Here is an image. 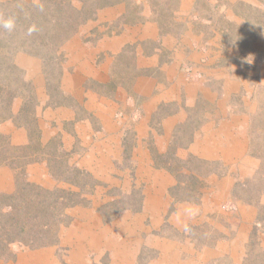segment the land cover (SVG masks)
I'll return each mask as SVG.
<instances>
[{
	"label": "rangeland",
	"instance_id": "rangeland-1",
	"mask_svg": "<svg viewBox=\"0 0 264 264\" xmlns=\"http://www.w3.org/2000/svg\"><path fill=\"white\" fill-rule=\"evenodd\" d=\"M222 3L0 0V18H16L13 31L0 28V259L27 246L5 241L15 219L33 233L49 218L50 245L98 216L120 229L125 212L154 217L169 195L216 200L206 178L222 172L219 159L202 155L219 148L207 135L231 119L247 154L233 165L234 196L258 218L242 233L236 219L222 224L244 233L242 264H264V0L229 12ZM162 95L173 100L157 106ZM220 227L200 223L193 237L227 238ZM144 253L138 264L154 258Z\"/></svg>",
	"mask_w": 264,
	"mask_h": 264
},
{
	"label": "crops",
	"instance_id": "crops-1",
	"mask_svg": "<svg viewBox=\"0 0 264 264\" xmlns=\"http://www.w3.org/2000/svg\"><path fill=\"white\" fill-rule=\"evenodd\" d=\"M258 2L259 0H223L221 10L225 12L235 11L239 3L256 7L259 4ZM237 17L239 16L237 15ZM163 95L159 101L157 97V106L163 102ZM164 100L169 102L173 99ZM158 108L156 107L153 111H157ZM153 111L152 113H154ZM220 128L219 133L213 131L207 135L210 144H214L219 148L208 150L202 155L212 162V159H219L218 165L221 166L222 172L218 170V172L208 173L206 178L207 186L212 185L210 189L216 188L219 192L216 200L205 201L201 199L199 203L195 199L180 198L172 194L173 196L169 195L167 197L164 210L158 209V205L154 207L151 211L155 214L154 217H149L150 214L143 211L135 214L125 212L122 216L127 218L128 227H122L123 230L116 227L115 221L113 223H102V218L98 216V218H94L98 220L96 227H94L95 224L89 226L84 222V225L75 226L74 224L65 231L59 243L40 247L21 246L13 252V257L10 260L0 259V264H102L105 257L108 264H138V260L146 255L144 253L146 248L151 249L154 254L153 259H151V256L147 257L150 259L146 260L149 261L148 264H242L241 257L245 253L242 240L245 235L244 233L243 235L231 233L230 231L234 230H230V226L224 228L223 222L226 219H236L241 222L240 226L232 225L231 227L242 233L248 228L246 223H253L258 218V213L252 206H250V209L249 205H244L241 200L234 196V189L237 184H235L236 179L232 176V173L238 168L234 169L233 165L240 159L244 160V157L247 156L244 150V142L241 141L243 137L237 129L240 127L230 119L226 125H222ZM166 130H168V126L164 123L159 128V133L162 134ZM154 133L157 132L154 131ZM231 137H235L234 144L231 143V139L229 140ZM214 138H220L218 139L219 145L215 144ZM225 140H228L227 144ZM207 148H209L208 145L205 146V149ZM232 151L236 152L237 157L233 158ZM143 153L144 157L149 154L147 149H144ZM156 155L155 153L154 158L148 157V160L146 158V163H149V165L155 163L156 165V162L159 161L158 155ZM142 166L144 165L140 167ZM159 166L164 170V163ZM160 168L158 167V169ZM173 173L177 176L174 169ZM174 183L177 185L179 180L177 178L176 180L173 179L172 185ZM230 202L237 204L239 207L237 212L224 208L225 204ZM183 204H190L198 209V215L187 221L190 226L189 232L179 229L173 220L179 206ZM201 211L202 213L199 215ZM164 212H166L165 220L168 218L171 227L163 226V222H165V220L163 221ZM91 213L93 212L91 211ZM158 214L160 215L158 216ZM148 218L151 219L150 226L146 227L144 222L141 227H136L137 222H143ZM204 222L217 226L221 224L218 230L226 231L227 238L222 237L216 238L214 241L202 242L193 237V228Z\"/></svg>",
	"mask_w": 264,
	"mask_h": 264
},
{
	"label": "trees",
	"instance_id": "trees-1",
	"mask_svg": "<svg viewBox=\"0 0 264 264\" xmlns=\"http://www.w3.org/2000/svg\"><path fill=\"white\" fill-rule=\"evenodd\" d=\"M44 221L45 222L40 223V225L43 226L42 229L32 233L29 230L27 231L26 229L27 224L29 223L28 220L15 219L14 220L15 228L12 230V232H15L16 234L12 236L13 238L5 241H7L8 243L12 241H16V242L21 241L23 244L29 247H40L47 245L48 243H50V241L46 240L45 238H48L49 236L52 235V231L55 225L49 218L44 219ZM55 229L56 228H54V231H56ZM19 233L21 235H23L22 233H25V235H29L28 236L29 238L23 240L21 238L23 236H20Z\"/></svg>",
	"mask_w": 264,
	"mask_h": 264
},
{
	"label": "clouds",
	"instance_id": "clouds-1",
	"mask_svg": "<svg viewBox=\"0 0 264 264\" xmlns=\"http://www.w3.org/2000/svg\"><path fill=\"white\" fill-rule=\"evenodd\" d=\"M16 27L15 16H9L8 18H0V28L7 30L9 32L13 31ZM34 29L30 28L29 33ZM198 215V209L190 204H183L179 206L177 213L175 214L173 220L175 225L183 230L184 232L190 231L188 220L195 218Z\"/></svg>",
	"mask_w": 264,
	"mask_h": 264
}]
</instances>
